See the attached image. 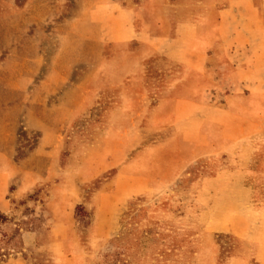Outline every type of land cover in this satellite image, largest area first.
Instances as JSON below:
<instances>
[{"label": "rangeland", "instance_id": "obj_1", "mask_svg": "<svg viewBox=\"0 0 264 264\" xmlns=\"http://www.w3.org/2000/svg\"><path fill=\"white\" fill-rule=\"evenodd\" d=\"M110 1L134 13L146 7L152 21L165 19L167 38L174 24L191 11L200 19L207 13L214 16L225 5V0H0V264L53 263L51 252L40 245L51 237L49 212L64 206L63 187L57 184L63 181L69 156L80 154L95 140L106 148L103 165L106 159L114 160L93 179L76 182L80 202L72 218L88 264H225L233 258L234 264H264L263 152L250 159L254 169L246 184L252 191L243 221L242 216L236 219L240 230L225 232V215H207L197 196L201 180L217 173L224 154H193L192 137L178 133L180 122L172 109L150 120L154 94L141 100L135 97L137 88L103 87L84 111L70 116V96L62 99L63 86L85 84L89 91L90 84L112 74L119 62L137 65L151 92L175 73L172 62L148 47L142 50L134 39L120 44L87 39L69 75L61 77L62 59H69L60 50L71 34L68 25L72 27L74 16L85 11L86 33L93 36L89 24L94 8ZM252 1L258 9L261 0ZM135 24L141 26L136 13ZM199 25L207 31L215 28L214 22L204 20ZM122 98L133 112L112 119L110 111ZM261 105L264 110V102ZM111 125L115 132H109ZM119 172V189L128 175L134 191H140L125 197L115 230L93 250L86 241L93 209L85 203L97 189L114 190L112 180ZM143 178L149 180L144 186ZM53 191L59 193L52 205ZM22 231L35 232L33 245H23Z\"/></svg>", "mask_w": 264, "mask_h": 264}, {"label": "crops", "instance_id": "obj_2", "mask_svg": "<svg viewBox=\"0 0 264 264\" xmlns=\"http://www.w3.org/2000/svg\"><path fill=\"white\" fill-rule=\"evenodd\" d=\"M263 6L264 0H261L258 9L252 0H225V5L215 11L214 16L207 13L200 19L194 10L189 17L174 24L172 35L167 38L165 19L150 20L146 7H143L135 12L141 22L137 28L134 10L116 7L110 1L94 8V16L90 20L92 24H89L93 28V36L86 33L85 11L74 16L73 26L69 24L67 27L71 33L67 36V44L60 49L69 58L65 61L64 57V65L60 66L63 69L61 77L65 78L69 75L72 60L81 54L87 39H105L111 44L134 39L142 50L148 47L151 52L174 64L173 77L165 79L164 86L155 92H151L139 77L137 65L119 62L112 74L105 73L98 82L95 80L90 84L89 91L85 84L64 85L61 97L70 96L69 101H65L69 104L70 116H74L84 111L103 87L137 88L138 96L135 97L141 100H150L151 94H154L156 103L148 109L150 120L172 109L173 118L180 122L178 133L192 137L193 154H224L225 162L217 173L201 180L197 196L207 215H225L224 227L221 228L225 232L238 233L240 230L235 225L236 219L238 222L239 216H242L243 221L246 198L252 191L250 184H246V178L254 169L250 159L259 151L264 153V110L261 105L264 102ZM203 20L214 22L215 28L209 32L202 30L199 23ZM207 37L209 40H206ZM134 52L139 50L135 48ZM127 75L131 78L126 79ZM243 88H249V91L245 93ZM122 99L117 107L111 109L112 119L121 113L133 112L129 102ZM165 129L166 133L175 132ZM109 132H115L113 125ZM100 143L95 140L80 154H71L68 166L63 170V181L57 184L63 187L64 206L59 212H49L51 237L47 243L40 245L53 255L52 264L89 262V256L75 232L72 215L75 204L80 202L76 182L93 179L105 167H110L114 160L112 157L106 159L103 165L106 148H102ZM262 156L264 164V154ZM121 176L119 172L112 180L114 190L97 189L85 203L93 209L86 238L87 245L93 250L115 230L118 208L125 197L140 191H134L128 175L122 177L125 186L119 189ZM144 179L142 186L149 182ZM57 193L53 191L49 196L52 205L58 197ZM35 237V232L20 233L24 246L33 245ZM235 262L233 258L225 264Z\"/></svg>", "mask_w": 264, "mask_h": 264}]
</instances>
